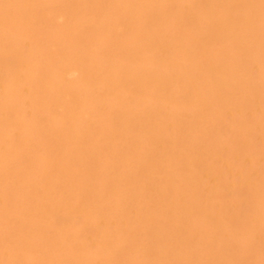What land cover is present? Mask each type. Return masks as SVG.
<instances>
[{"label":"bare ground","instance_id":"obj_1","mask_svg":"<svg viewBox=\"0 0 264 264\" xmlns=\"http://www.w3.org/2000/svg\"><path fill=\"white\" fill-rule=\"evenodd\" d=\"M261 146L264 0H0V264H264Z\"/></svg>","mask_w":264,"mask_h":264},{"label":"rangeland","instance_id":"obj_2","mask_svg":"<svg viewBox=\"0 0 264 264\" xmlns=\"http://www.w3.org/2000/svg\"><path fill=\"white\" fill-rule=\"evenodd\" d=\"M184 1L186 2V0H183V2ZM171 7H172L171 10L175 9L174 6L171 5ZM168 13L169 12H166L165 14H163L162 17L159 18L158 24H154L152 22V20L151 21L149 20L150 22H148V24L146 25L145 30H146V32H152V30H155L157 32H164V35H163L164 36V39L163 40L164 41H167L168 40V42L170 43V46L171 47H174V50L173 51H172V49H169V50L172 53L175 52V53H173L174 55L175 54H177V55L179 54L178 56H182V55H184V50L183 51L182 50H179L177 48V45H173L172 44V40H174V37H176L177 42L178 41H180V42L181 41H184V43L186 44L187 43V39H189L190 37H192V35H194L196 32L197 33L202 32V29H204L203 31L207 30V27L204 28L203 26H205V24H203L200 21V19L203 20V17L202 16L200 18L199 17L197 18L196 16L192 15L193 13L191 11H188L187 9H184L182 11L181 17H179V16L178 17H170V15ZM189 16L192 17L191 21L188 20V17ZM170 19L171 20L174 19L175 21H177L179 23H182L183 24L182 27H179V28L175 29L174 26H172L171 24H168V21ZM166 24H168V25H166ZM195 43H196V46L201 47V48L203 47V48H206V49L211 46L210 41L207 40V39H204V37L203 38H200L199 37V39ZM181 44H179V45H181ZM238 48H240V47H238ZM183 49H184V47H183ZM170 51L167 50V53L166 54L168 56L171 55V52ZM206 73L207 74H210V73H212V71L209 70V69H206ZM178 94H179L180 97L177 98V99H175V98H172V99L168 98L167 105L169 106V109H170L171 112H173V111L176 112V109L178 107L175 106V105H178V102H180L181 100L186 101V102L189 101V98L187 99V97L184 98L183 96H181V95H183V93L179 92ZM152 98H154V96L152 94H148L146 96V100L147 101L152 100ZM230 136H231V133L229 131H225V132H223L221 138L225 140V139H229ZM190 138H191L190 136H185V140H183L182 143H186L187 141L190 140ZM180 148H183V146H181ZM259 148L260 149L257 150L256 156H254V157H257L260 160H264V152L262 151L264 149V147L261 146ZM258 151H259V153H258ZM178 152H180V151H178ZM245 155H246V157L244 159H242L240 157V153L237 152L233 156L234 159L231 158L232 164H231V162L228 163L227 160H225V162H227V166L233 165V163L236 162L234 165H236V167H237L236 169L238 171L237 173H239V174H241V170H242L241 160L246 163L245 164L246 165V169L248 168V170L250 169V170L253 171L254 169H256L255 168L256 165H252L253 162H252V158H251L250 154L247 153ZM198 156L200 157V159L202 157L203 158L206 157L205 154L204 155L203 154H200ZM224 159H227V157H224ZM204 160H207V162H205ZM216 166H217V159H209L207 157V158L203 159V161L202 160L199 161L198 169H199L200 173H202L203 176H206V178H207V179H204L205 180V183L207 181L208 182H211V185H213V186H215L217 184L216 171H215V167ZM178 167L179 166L177 165L176 168H178ZM253 172H255V171H253ZM206 186H207V184H206ZM257 233H259V232H253L250 235H252V237H255V235ZM89 237H90V235H89ZM92 240H95V239H92ZM257 262L258 261H256L255 264H257Z\"/></svg>","mask_w":264,"mask_h":264}]
</instances>
